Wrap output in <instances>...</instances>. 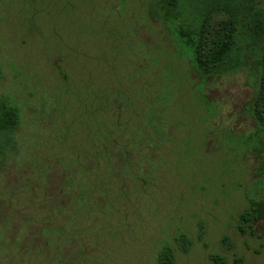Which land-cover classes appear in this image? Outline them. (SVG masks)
<instances>
[{
    "label": "rangeland",
    "instance_id": "1",
    "mask_svg": "<svg viewBox=\"0 0 264 264\" xmlns=\"http://www.w3.org/2000/svg\"><path fill=\"white\" fill-rule=\"evenodd\" d=\"M149 2L0 0V97L20 110L0 166V264H155L166 244L178 264H264V153L245 112L255 64L203 79ZM228 20L210 16L205 54ZM127 84L134 104L107 111ZM106 131L125 156L101 149Z\"/></svg>",
    "mask_w": 264,
    "mask_h": 264
},
{
    "label": "trees",
    "instance_id": "2",
    "mask_svg": "<svg viewBox=\"0 0 264 264\" xmlns=\"http://www.w3.org/2000/svg\"><path fill=\"white\" fill-rule=\"evenodd\" d=\"M147 10L153 19L167 28L177 47L176 55L180 58L189 57L190 65L203 79L227 70H235L250 62L255 64L254 92L245 106L246 114L255 122V131L247 136V141L252 142L257 150L264 153V5L257 0H150ZM217 11H223L229 20L224 25L223 34L209 45V52L205 54L204 49L207 48L204 38L209 29V19ZM1 75L0 69V77ZM128 86H125L126 94L128 92L125 97L119 86L109 91L110 99L113 100V95L114 100L110 104L107 103V111L108 107L114 106V109L117 107L120 110L124 105L129 107L134 104V98L129 96ZM199 100L205 104L202 99ZM103 103L106 104L105 101ZM205 105L207 111L211 110L207 103ZM108 114L110 115L109 112ZM123 116L118 114L113 116V119L116 118L114 121L117 123ZM19 123V107L10 103L7 98L0 97V166L4 164L2 159L16 149L15 131ZM116 126V135L120 138L124 136V141H128L125 125L117 123ZM139 130L144 137L146 131ZM104 135L107 138L104 136L101 149L106 154L109 151L115 153L116 149H119L123 156L127 154L125 146L116 147L119 144L112 135L107 131ZM237 218V228L240 232L252 231L253 223L258 219L255 201L251 199L249 206L243 209ZM178 243L181 251L188 250L190 241L185 234L178 235ZM210 258L215 264L225 263L222 256L212 254ZM234 262L246 264L241 257H235ZM155 264H178L173 247L163 245L157 252Z\"/></svg>",
    "mask_w": 264,
    "mask_h": 264
}]
</instances>
